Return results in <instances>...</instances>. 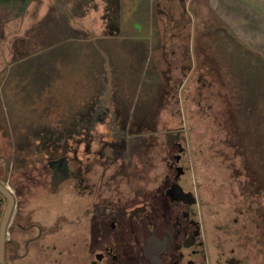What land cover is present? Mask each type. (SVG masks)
Returning <instances> with one entry per match:
<instances>
[{
  "label": "flooded vegetation",
  "instance_id": "flooded-vegetation-1",
  "mask_svg": "<svg viewBox=\"0 0 264 264\" xmlns=\"http://www.w3.org/2000/svg\"><path fill=\"white\" fill-rule=\"evenodd\" d=\"M164 68L145 107L106 81L59 122H9L0 106V264H264V174L243 160L237 201L216 220L185 118L188 80ZM164 104L184 123L167 124Z\"/></svg>",
  "mask_w": 264,
  "mask_h": 264
},
{
  "label": "rangeland",
  "instance_id": "rangeland-1",
  "mask_svg": "<svg viewBox=\"0 0 264 264\" xmlns=\"http://www.w3.org/2000/svg\"><path fill=\"white\" fill-rule=\"evenodd\" d=\"M85 1L88 12L79 20L76 9L75 19H68L65 2L0 0V106L11 114L9 122H59L68 108L86 106L93 91H101L103 81L129 104L145 107L152 97H159L152 80L165 67L162 75L188 80L184 112L201 150V193L221 221L237 201L234 190L236 180L242 184L244 156L241 147L234 150L219 140L231 129L245 130L243 146H254L258 170L264 174V52L245 36L225 34L234 31V25L220 20L211 0L190 3L191 8L177 0H78L75 6ZM161 4L166 11L160 13ZM149 6L154 7L153 15ZM209 28L214 34H208ZM71 31L86 33L88 54L102 34L119 37L112 51L114 65L107 62V77L93 81L86 75L89 62H76L75 47L84 43L68 38ZM227 106L230 112L236 110L235 121ZM162 117L171 125L185 119L183 113L171 114L168 104L163 105ZM153 166L158 169L159 163ZM189 179L195 188L193 177Z\"/></svg>",
  "mask_w": 264,
  "mask_h": 264
},
{
  "label": "crops",
  "instance_id": "crops-1",
  "mask_svg": "<svg viewBox=\"0 0 264 264\" xmlns=\"http://www.w3.org/2000/svg\"><path fill=\"white\" fill-rule=\"evenodd\" d=\"M77 1L78 0H53V2L55 3L63 4V2H65L64 13L68 17V19H75L72 14L76 9V11L78 12L77 19L80 20L83 19L88 12L86 8V4L88 5V1H85L82 6L78 8L75 6V2ZM150 1L151 0H148V2ZM175 1L176 0H174V2ZM198 1L199 0H177L176 3L182 4L183 2H187V6L191 8L189 4L193 2L197 3ZM210 2L214 4V6L212 7H215V4L217 5V8H215L214 11H217L219 13V18L222 22L229 23V25L232 26L234 25V31L228 30L227 32L223 30L225 34H230L231 36H245V38H247L249 42H252L254 46L258 45V47H260L258 49L260 50L259 52H264V0H211ZM136 3H139L138 0L136 1ZM149 8L151 14L153 15L155 11L154 7L152 8L151 6H149ZM167 9L169 10V8ZM186 10L188 11V7H186ZM164 11L166 10L161 4V6L158 8V12L161 13ZM171 11L173 12L174 10ZM208 31V34H211L212 28H209ZM217 31L218 30L214 28V33H216ZM100 37L101 39L98 43L93 42V51L90 54L86 53V49L89 46V43L86 42L88 41V39L79 38V40H81L84 44L78 42L77 45H75L76 50H79L76 62H89L87 64L88 73L86 75L93 78V81H98L100 78L104 79L108 76L107 70H110V66L114 65L113 62H115V59L113 58L115 53L112 52L113 47L116 44H119L120 41L119 37H117L116 35L104 36L102 34ZM261 57L264 59L263 56ZM262 58L260 59V61L262 60ZM101 62H104L103 68ZM107 62L110 65L108 66V68L106 67Z\"/></svg>",
  "mask_w": 264,
  "mask_h": 264
},
{
  "label": "trees",
  "instance_id": "trees-1",
  "mask_svg": "<svg viewBox=\"0 0 264 264\" xmlns=\"http://www.w3.org/2000/svg\"><path fill=\"white\" fill-rule=\"evenodd\" d=\"M68 34H69L68 38H73V37H76V38H85L86 37L85 36V34H86L85 32L78 33L77 34L75 31H71V33H68ZM101 85H102L101 86V91H102L103 88H104V86H106L105 81L103 83H101ZM95 92H96V90L93 91V93H95ZM97 92H98V90H97ZM88 100H90V99H88ZM89 102L87 101V103L85 105L88 106L90 104ZM86 106H84V107H86ZM231 108L232 107H230V109ZM227 109H228L227 110L228 111V116L230 115V116L234 117V119H235V117H236V110L233 109L230 112L228 106H227ZM237 128L239 129L238 132L240 134V136H237L238 142H234L233 144H230V146L234 150H236L238 147H241L242 148V155L244 156V162L246 164V166L244 167V169H246V170L248 169V170H251V171H253V170L254 171H257L259 169V165H258V161H257V157H256V150H255L254 146H243V142L246 141V140H243V138H242V135H241L242 129H240L239 127H237ZM225 131H227V130H225ZM249 147H252L251 148V150H252L251 152L253 154L251 152H248L249 150H247V148H249ZM250 154H252V155H250Z\"/></svg>",
  "mask_w": 264,
  "mask_h": 264
},
{
  "label": "water",
  "instance_id": "water-1",
  "mask_svg": "<svg viewBox=\"0 0 264 264\" xmlns=\"http://www.w3.org/2000/svg\"><path fill=\"white\" fill-rule=\"evenodd\" d=\"M0 188L3 190V187L0 185Z\"/></svg>",
  "mask_w": 264,
  "mask_h": 264
}]
</instances>
